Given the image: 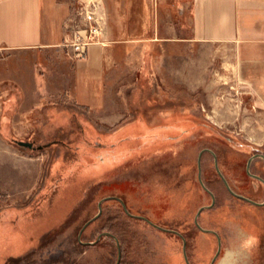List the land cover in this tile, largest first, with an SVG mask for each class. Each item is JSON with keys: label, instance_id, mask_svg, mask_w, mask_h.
Segmentation results:
<instances>
[{"label": "rangeland", "instance_id": "obj_1", "mask_svg": "<svg viewBox=\"0 0 264 264\" xmlns=\"http://www.w3.org/2000/svg\"><path fill=\"white\" fill-rule=\"evenodd\" d=\"M102 6L113 65L93 106L45 76L56 51L0 52V264H117L105 233L120 264H264L263 103L177 0Z\"/></svg>", "mask_w": 264, "mask_h": 264}, {"label": "crops", "instance_id": "obj_2", "mask_svg": "<svg viewBox=\"0 0 264 264\" xmlns=\"http://www.w3.org/2000/svg\"><path fill=\"white\" fill-rule=\"evenodd\" d=\"M99 1L104 5L108 0ZM177 6L184 20L189 14L190 38L210 44L222 68L231 69L230 84L239 87L240 100L263 103L259 111L264 112V0H177ZM78 7V0H0V52L56 51L63 61L57 67L47 65L45 76L62 80V91L93 106L104 100L112 47L94 45L80 61L63 55V45L72 37L66 27L73 24ZM72 82L77 85L74 91L69 88ZM217 236L219 245L224 244ZM155 255L154 264H166L165 251L162 259ZM178 264H187L186 259Z\"/></svg>", "mask_w": 264, "mask_h": 264}, {"label": "built area", "instance_id": "obj_3", "mask_svg": "<svg viewBox=\"0 0 264 264\" xmlns=\"http://www.w3.org/2000/svg\"><path fill=\"white\" fill-rule=\"evenodd\" d=\"M78 5L80 23L66 27L67 31L72 33V37L63 45L68 57L75 61L87 59L90 48L94 45L102 47L111 45L102 3L99 0L89 2L78 0Z\"/></svg>", "mask_w": 264, "mask_h": 264}, {"label": "water", "instance_id": "obj_4", "mask_svg": "<svg viewBox=\"0 0 264 264\" xmlns=\"http://www.w3.org/2000/svg\"><path fill=\"white\" fill-rule=\"evenodd\" d=\"M15 143H16L20 148L27 149V150H42V149H43V147H35V145H34L33 142H28V141H15ZM118 200L121 201V203H123L122 200H120V199H118ZM123 205H124V204H123ZM124 209H125V211L128 213V211H127L125 205H124ZM101 211H102V208H101V206H100V213H99V215H98L96 218H98V217L100 216ZM129 215H131V214H129ZM131 216H132V215H131ZM96 218H94V220H95ZM94 220H93V221H94ZM148 223H150V224L153 225L154 227H157V228L160 229V230H163V231H166V232H172V231L166 230V229H164V228H162V227H160V226H158V225H155L154 223H152V222H150V221H148ZM87 225H88V224H87ZM103 235L113 237V238L116 240L117 245H118V261H117V264H120L121 259H122V249H121V244H120L119 240H118L114 235L109 234V233H105V234H103ZM103 235H102V236H103ZM185 257H186V261H187V263L190 264L189 261H188V258H187V256H186V252H185Z\"/></svg>", "mask_w": 264, "mask_h": 264}, {"label": "bare ground", "instance_id": "obj_5", "mask_svg": "<svg viewBox=\"0 0 264 264\" xmlns=\"http://www.w3.org/2000/svg\"><path fill=\"white\" fill-rule=\"evenodd\" d=\"M232 260V258H231V254H226L223 258H222V260L220 261V264H231V261Z\"/></svg>", "mask_w": 264, "mask_h": 264}, {"label": "flooded vegetation", "instance_id": "obj_6", "mask_svg": "<svg viewBox=\"0 0 264 264\" xmlns=\"http://www.w3.org/2000/svg\"><path fill=\"white\" fill-rule=\"evenodd\" d=\"M255 160V159H254ZM254 160H249L248 163H247V170H248V174L250 175L251 173V167H252V164H253V161ZM262 160L264 161V158H262ZM254 177H256L257 179L259 178L258 176L254 175ZM260 180H262L261 178H259ZM240 196V195H239Z\"/></svg>", "mask_w": 264, "mask_h": 264}, {"label": "trees", "instance_id": "obj_7", "mask_svg": "<svg viewBox=\"0 0 264 264\" xmlns=\"http://www.w3.org/2000/svg\"><path fill=\"white\" fill-rule=\"evenodd\" d=\"M178 125H179V123H178ZM143 138H148L147 136H144Z\"/></svg>", "mask_w": 264, "mask_h": 264}]
</instances>
